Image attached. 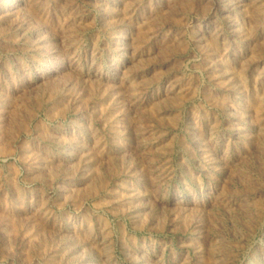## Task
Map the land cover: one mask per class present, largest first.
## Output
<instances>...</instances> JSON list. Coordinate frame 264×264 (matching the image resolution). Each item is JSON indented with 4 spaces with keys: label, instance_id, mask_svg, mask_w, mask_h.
<instances>
[{
    "label": "rangeland",
    "instance_id": "374dc122",
    "mask_svg": "<svg viewBox=\"0 0 264 264\" xmlns=\"http://www.w3.org/2000/svg\"><path fill=\"white\" fill-rule=\"evenodd\" d=\"M0 264H264V0H0Z\"/></svg>",
    "mask_w": 264,
    "mask_h": 264
}]
</instances>
